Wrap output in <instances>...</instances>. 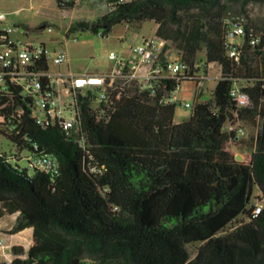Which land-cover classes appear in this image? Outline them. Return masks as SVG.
<instances>
[{
	"label": "trees",
	"instance_id": "1",
	"mask_svg": "<svg viewBox=\"0 0 264 264\" xmlns=\"http://www.w3.org/2000/svg\"><path fill=\"white\" fill-rule=\"evenodd\" d=\"M87 1L55 0L61 11ZM103 1L104 15L77 20L70 30L106 36L115 25L153 22L165 43L156 62L165 67L176 51L188 71L160 78L153 93L137 81L108 90L103 100L98 89L78 93L69 132L57 119L38 123L34 97L5 80L0 134L14 145L12 156L26 151L57 164L51 174L0 154V220L17 215L10 234L32 229L26 252L11 248V264H264V31L258 36L244 23L238 65L225 46L229 5L264 0ZM210 65L220 70L211 98L174 124L169 95L194 81L199 99V78ZM38 69L48 70L46 60ZM233 85L249 107L236 108ZM237 121L257 128L243 161L235 160L240 137L224 130ZM256 203L263 207L254 216Z\"/></svg>",
	"mask_w": 264,
	"mask_h": 264
},
{
	"label": "rangeland",
	"instance_id": "2",
	"mask_svg": "<svg viewBox=\"0 0 264 264\" xmlns=\"http://www.w3.org/2000/svg\"><path fill=\"white\" fill-rule=\"evenodd\" d=\"M229 7L231 17L243 18L244 23L254 27L258 36L263 34L264 5L249 4L242 7L240 3H232ZM244 9L247 13H243ZM67 12L59 10L55 0H0V17H4V21L0 22V27L15 29V32L9 36L12 39H19L24 44L36 46L44 42L49 52V71L51 73L60 71L70 75L111 74L117 69L119 62L124 63L132 60L134 48L142 45L144 40L156 36L155 24L150 21L135 26L115 25L106 36L96 35L87 30H70L71 24L79 19L95 21L100 14L107 12L103 0H90ZM44 24H46V28L40 29ZM231 42L242 44V39L233 38ZM61 48L66 51L68 61L66 64L56 66L52 63V59ZM111 54L115 55L117 60H111L109 58ZM177 57H179V53L176 51L168 53L169 61H175ZM219 71L211 69L207 75L201 74L204 80L199 99H197V85L194 81L181 82L175 92L178 103H176L173 118L174 124H180L190 117L196 101L205 102L211 98V92L218 80ZM184 104H189L191 108H185ZM235 123L242 126L246 131L244 137L236 140L238 144H241V148H237L235 153L243 157L244 146L248 144L251 137L255 136L257 128L242 121ZM0 152L7 155L16 152L14 145L1 134ZM28 156L26 151L21 152V159L19 160L21 168H26V157ZM2 221L8 225L12 223L10 218H5ZM0 240L6 246L9 238L0 233ZM198 245V243H193L187 246L191 256H193ZM0 264H2L1 260Z\"/></svg>",
	"mask_w": 264,
	"mask_h": 264
},
{
	"label": "built area",
	"instance_id": "3",
	"mask_svg": "<svg viewBox=\"0 0 264 264\" xmlns=\"http://www.w3.org/2000/svg\"><path fill=\"white\" fill-rule=\"evenodd\" d=\"M128 0H117L118 3H125ZM67 12V11H65ZM225 24L230 27L225 46L228 49V57L239 64L241 52L238 50L242 44H233V38L242 39L245 36L244 19L238 17H228ZM0 35V87L4 85L6 79L16 82L25 92L34 97L35 118L38 123L42 118H51L61 121L63 130L69 132L76 124L77 112L75 110L76 95L86 94L88 91L99 90L98 100L106 98L108 90L122 87L131 81H137L143 90H150L160 78H173L187 73L188 66L180 61H169L165 67H161L154 61V52H161L164 41L158 37H153L143 41L142 45L133 49L134 57L129 62H119L121 69L111 74H84V75H64L61 73H51L48 70L40 71L39 63L44 59L48 64L49 52L43 44L33 46L24 44L19 39H12L9 35L15 29L4 28ZM49 31V29H47ZM251 43H254L252 41ZM237 48H235V46ZM141 47H148V54H141ZM111 60H117L113 54L109 56ZM68 61L66 51L59 49L52 59L56 66L66 64ZM147 67L146 72L139 76L136 72L138 65ZM133 67V70L129 69ZM200 83L203 80L199 78ZM47 81V84L44 83ZM199 83V84H200ZM176 92V91H175ZM172 92L167 101L178 103V97ZM230 98L234 101L237 109L249 107L250 100L248 95L237 85H233L229 92ZM191 108L189 104L183 105ZM226 132H232L237 137L246 135L245 129L237 123L228 124L224 127ZM7 160L15 159L12 155L6 157ZM27 168L38 169L47 173H56L57 164L49 156H28L26 157ZM262 204L256 203L253 213H260ZM4 242L0 240V252L5 248Z\"/></svg>",
	"mask_w": 264,
	"mask_h": 264
},
{
	"label": "crops",
	"instance_id": "4",
	"mask_svg": "<svg viewBox=\"0 0 264 264\" xmlns=\"http://www.w3.org/2000/svg\"><path fill=\"white\" fill-rule=\"evenodd\" d=\"M106 8H107V6H106ZM62 12H65V11H62ZM105 13L106 12H103L102 14H100V16L104 15ZM3 21H4V17H0V22H3ZM45 28H46V24H44L40 29H45ZM3 29H4L3 27H0V30H3ZM156 29H157V26L155 25V30ZM15 39H17V38H15ZM41 44H43L45 46L44 42H41ZM177 59H179V57H177ZM129 69L133 70V67H130ZM211 69L212 70L213 69L219 70V68L216 65L208 66V71ZM118 70H123V72H126L128 69H126V70L121 69V67H119V65H118L116 71H118ZM146 70H147V67L139 64L137 69H136V72L138 73L139 76H142L146 72ZM208 71H207V73H208ZM58 73H61L64 75L68 74V73H62L60 71ZM74 75L76 76V75H84V74H74ZM219 76H220V71L218 72V78H219ZM203 80L201 81L202 85H203ZM0 154H5V153L0 152ZM12 154H8V155L5 154L6 155L5 157L9 158V156ZM20 159H21V157H18V159H16V160L11 159L9 161L13 164L16 163L19 165ZM26 163H27V161H26ZM19 167H20V165H19ZM26 167H27V164H26ZM5 218H10L12 220V223L9 225L2 223L3 222L2 220H4ZM16 219H17V215L14 214V215L6 216L0 220V233H2V235H4V236H8V238H9L8 244H6V247L0 252V260H1L2 264L11 263V261L13 259V255L11 252L12 247H14V246L15 247H21L24 250V252H26L27 249L29 248L30 244H31V238H32V229L31 228H26L23 231L18 232L16 234H10L9 233V231L11 230L13 225L15 224Z\"/></svg>",
	"mask_w": 264,
	"mask_h": 264
},
{
	"label": "bare ground",
	"instance_id": "5",
	"mask_svg": "<svg viewBox=\"0 0 264 264\" xmlns=\"http://www.w3.org/2000/svg\"><path fill=\"white\" fill-rule=\"evenodd\" d=\"M159 53L160 52H154V61H156V57H157V55H159ZM141 54H148V47H141ZM258 214L259 213H253L254 216H256Z\"/></svg>",
	"mask_w": 264,
	"mask_h": 264
},
{
	"label": "water",
	"instance_id": "6",
	"mask_svg": "<svg viewBox=\"0 0 264 264\" xmlns=\"http://www.w3.org/2000/svg\"><path fill=\"white\" fill-rule=\"evenodd\" d=\"M201 87H202V83L198 86V89L200 90ZM235 160H236V161H243V157L240 156V155H236V156H235ZM7 264H11V263H7Z\"/></svg>",
	"mask_w": 264,
	"mask_h": 264
}]
</instances>
